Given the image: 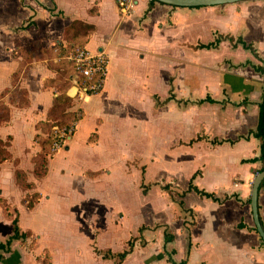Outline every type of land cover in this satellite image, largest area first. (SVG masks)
<instances>
[{
	"label": "crops",
	"instance_id": "crops-1",
	"mask_svg": "<svg viewBox=\"0 0 264 264\" xmlns=\"http://www.w3.org/2000/svg\"><path fill=\"white\" fill-rule=\"evenodd\" d=\"M117 1L0 0V95L12 88L25 91L28 100L26 107H18L10 92L0 96L10 115L9 122L0 123V141L8 143L12 160H17L16 165L0 164V216L10 218L0 220V244L12 236L14 219L20 233L28 235L26 241L12 243V252L0 264H114L94 249L118 254L131 238L140 237L122 264H264V245L250 208L252 183L261 168L254 133L264 91V76L258 72L264 68V0L200 9L134 0L128 11ZM74 23L93 29L85 48L107 58V75L100 93L74 100L70 112L80 110L83 118L37 179L32 162L41 152L37 125L47 120L55 98L45 86L55 73L47 52L56 44L66 45ZM221 37L225 40L214 49H193L216 45ZM74 92L68 95L73 98ZM120 147L124 155L115 161L121 181L114 186L110 164ZM130 162L143 166L140 185L145 180L151 181L148 185L170 184L179 192L193 179L194 187L218 202L194 192L175 197L192 212V221L157 186L148 198L142 193L147 200L140 207L132 182L137 177L124 172ZM17 170L30 189L17 185ZM74 171L80 188L88 192L79 189L86 205L78 220L70 217L58 226L53 216L66 206H56L55 189L42 193L39 187L54 175L55 183L74 190L69 180ZM158 175L161 181L153 182ZM10 191L19 209L11 207ZM34 194L38 200L29 209L27 200ZM95 197L100 201L91 212L101 213V225L84 219L87 203ZM112 198L123 204L109 207V220L123 213L134 222L154 218L155 224L142 225L138 237L123 239L106 222L104 208ZM258 212L264 229L263 192ZM142 227L147 230L140 235ZM165 232L173 242L164 243Z\"/></svg>",
	"mask_w": 264,
	"mask_h": 264
},
{
	"label": "trees",
	"instance_id": "trees-1",
	"mask_svg": "<svg viewBox=\"0 0 264 264\" xmlns=\"http://www.w3.org/2000/svg\"><path fill=\"white\" fill-rule=\"evenodd\" d=\"M151 3H156L152 0H150ZM174 8V7H173ZM200 9V8H196ZM81 27L85 33L82 37L74 38V39H67L66 45H63L62 43L56 44L53 49L47 52V57L49 59V64L51 63V66L49 65V68L53 70V67L55 68L54 71L57 77H54L53 79L47 80L45 83V86L52 88L54 90V102L53 105L48 113L47 120L45 122L39 123L37 125L38 130L41 129L42 134H44V137H41L40 135H37L35 137L36 143L40 146L41 152L32 159V162L34 164V176L37 179L43 178V176L46 173V165L48 158L53 156L56 152V150L59 148L60 144V135L61 133H54L53 128L56 127L61 132L64 131V134L67 137H70L76 127V124L83 118V112L78 110L76 112H70V110L73 108V98H71L68 94L72 89H75L77 85L74 84V80L77 77V73L75 70L74 64L69 61V55L74 54L77 50H81L85 48V45L88 41L89 36L93 32V29L89 26H86L84 24L80 23H74L71 27V29L74 27ZM221 40H225L224 37H221L216 41V45H199L195 48H193L195 51H202V50H210L217 47L219 42ZM51 60V62H50ZM258 72L264 76V68L258 69ZM96 79L93 81L95 83ZM88 85L89 83L85 80L79 81L78 86L84 87L85 85ZM93 84V83H92ZM104 84H102L103 87ZM102 90V89H101ZM100 90V91H101ZM100 91L98 93H100ZM20 95L23 97L21 102H17L18 107H26L28 105V100L26 98V92L23 90H20ZM97 93V94H98ZM87 96H92L91 93H88ZM54 133V134H53ZM54 135V136H53ZM254 137L259 141L260 144V157L258 161L261 164L260 170L257 172L260 173L264 171V91L261 98V102L259 104V114H258V123L257 128L254 133ZM193 142L190 143V146ZM8 143H4L0 141V164L11 161L14 165L17 164V160H12V157L10 153L7 150ZM40 159L42 164H37L36 160ZM16 182L17 185L21 189H30L31 185L26 182V177L23 172L20 170H17L15 172ZM143 181V180H142ZM193 179L190 180V184L188 186V189L186 191L180 190L179 192H174L171 190V185H161V183H152L150 185L144 186L142 184L143 193H147L151 188L153 187H160L161 191L164 193L169 194L172 202L177 204L179 208L189 213V216L191 217L192 221L194 219V216L192 215L191 211H186L184 209V204L181 201H176L175 197H178L180 199L184 198V196L190 192H194L197 194L200 198L210 199L213 202H218L212 195L207 194L203 191L198 190L196 187L192 185ZM260 192H263L264 194V181L262 182L260 188H259V194ZM38 200V195L34 194L31 196V198H28L27 206L29 209H32L34 206V203ZM13 225V233L12 236L4 243L0 244V262L4 260V255L10 254L12 252L11 246L13 242L21 241L24 242L28 238L27 234L20 233V230L18 228L17 220L14 219L12 221ZM194 224L192 223V226ZM159 228V226H156L155 229ZM147 230V228L142 227L139 231L140 235L143 231ZM138 240H142L140 238H131L127 244L126 249L123 252H120L118 254H111V253H101L94 249V253L97 256H101L104 260L113 261L114 264H122L124 260L130 256L135 248V242ZM174 241V237L167 232L164 233V243L168 244ZM143 242V241H142ZM141 246H145V243H141ZM172 254H175L174 252ZM172 263V261H170ZM182 264H186L185 262Z\"/></svg>",
	"mask_w": 264,
	"mask_h": 264
},
{
	"label": "rangeland",
	"instance_id": "rangeland-1",
	"mask_svg": "<svg viewBox=\"0 0 264 264\" xmlns=\"http://www.w3.org/2000/svg\"><path fill=\"white\" fill-rule=\"evenodd\" d=\"M84 33H85V31L81 27H79V26L74 27V29L72 28L68 32V39H74V38L82 37L84 35ZM48 62H49V59H48ZM50 62H51V60H50ZM48 65L51 66V63L48 64ZM54 69L55 68L53 67V71H54ZM57 76H58V74L56 75V73H54V77H57ZM9 90H11V91H9ZM9 90H6V91L2 92V94H1L2 97L4 95H6L7 93L10 92V98L9 99H12V102H16V101H20L21 102L22 100H25V99H23L24 96L21 97L19 90H14L12 88H10ZM2 97H0V100H1ZM75 99L76 100H79V98H74L73 97V99H72L73 100V103H74V100ZM13 104L15 106H17V102L16 103H13ZM9 118H10V115H9V108H8V106H6L4 104V101H2V102L0 101V123L5 124V123L9 122ZM55 128L56 127L53 128V132L54 133H55ZM38 131H39V135L41 137H44L43 136L44 134H42L41 129L38 130ZM133 138L139 140L140 138L143 139L145 137H143V136L140 137L139 135H137V136L135 135ZM60 139H61V141H60V144L58 145L59 148H61V147L64 146L67 138L66 137H60ZM92 140H94V138H92ZM122 148L125 149L124 146H122ZM122 148L120 147V149H119L120 153H116V155L113 157L114 158L113 161H111V164H110L112 167H114V176L112 175V177H111L114 186H118L119 185V182L121 181L120 180V177H119V173L121 171L120 170V165H117V162L118 161H115V159H116L117 156H123L124 155V152H122L123 151ZM135 148H136V145L133 146L132 153H133L134 150H136ZM137 151H140V150H137ZM137 151H135V153H137ZM113 153H115V152H112L111 155H113ZM137 154H139V153H137ZM101 161H103V160H101ZM101 161H100V163H102ZM36 163L39 164V165L42 164V162H41L40 159H37L36 160ZM135 165H137V166H135ZM141 167H143V166H140V164L138 162H136V163L130 162V163L127 164L126 168L124 169V172L127 175H135L137 177V179L134 178L132 182L133 183L134 182L136 183V187H135L136 199H137V203H138V205L140 207H142V205L145 204V202H146V200L148 198L147 196L150 194V192H148L146 195L143 194L144 197H147L145 199L142 198V196H141L142 193H143V189H142V185H140V181H138V180H140L139 177H140V168ZM135 169L137 170L136 173L134 172V171H136ZM75 172L76 171L72 172L71 173L72 176H69V180H71L72 184L75 185V187H76L74 190H72L70 188L67 189L66 188V185L64 184V182L55 183L54 180L56 179V177H54V175H52L47 180L46 183L43 182L40 185V187H39V190H40V192L42 191V193H46V192H48V190L55 189L56 194H57V195L55 194L56 195V201H57L56 206H60V205L66 206L64 208V210H61V208L59 210H57V212L60 213L59 215L53 216V217H56L55 222H56V224L58 226H63L64 224H66L67 223V220H69L70 217L74 221L78 220V217L80 216V210H81L82 206L84 207V205H86L85 202L80 201L81 200V196L80 197L78 196V195H80L79 189L83 193H88V192L86 191V188L84 186H81V188H80V183H79L80 181L77 178V175H76L77 172L76 173ZM145 173H146V168H145ZM53 174H55V173H53ZM152 181L153 182H160L161 181L160 176L159 175L158 176H155L154 179H152ZM150 182L151 181L145 180L144 186L148 185V183H150ZM6 183H8V182H6ZM111 186L108 185V187H111ZM8 188H6V190H8ZM11 192L12 191H10L9 194ZM48 193L53 194V192H48ZM10 195L11 196H10V199L9 200H10V202L12 204L11 207L12 208H15V209H17V208L19 209L20 208L19 207L20 205L18 204L16 194H10ZM85 199L86 200H89L88 197L85 198ZM98 200L99 199L97 197H95V198H92L90 200L91 202L87 203L88 206H89L88 207L89 209H88V211H86V214L84 216V219L85 220L86 219L87 220H90V219L93 218L96 223H98V224L101 225V219H102L101 218V213H99L98 215L94 213L95 214L94 215L91 212L92 210L95 211V205H93V204H95ZM117 203L123 204V201H121V200H119L117 198L116 199H113V198L112 199H108V202L105 205V206H108V207L104 208V212H105V215H106L105 218L107 220L106 221L107 224L108 225H111V226H114L117 230L121 231L120 234H121V236H122L123 239H125L126 236H128V237L129 236L130 237L131 236L138 237V229L142 225H151V226H153L155 224L154 223V220H155L154 218L152 220L149 219V222H141V221H135L134 222L133 220H130L128 218V216H124L123 213H119V214L115 215V216H117V217H115V219L109 220V218L107 217L108 216L107 215L108 212H110V210H111V208H109V207H112L114 204H117ZM17 212H19V211H17ZM61 212H63L62 215H61ZM65 213H71V215H66ZM138 213H141V211L138 210L137 214ZM138 216H139V214H138ZM47 219H49V218H47ZM0 220L1 221H9L10 218L6 214H3V215L0 216ZM41 222H45L44 219H42ZM47 222H49V221H47ZM2 230H5L3 224H2Z\"/></svg>",
	"mask_w": 264,
	"mask_h": 264
},
{
	"label": "built area",
	"instance_id": "built-area-1",
	"mask_svg": "<svg viewBox=\"0 0 264 264\" xmlns=\"http://www.w3.org/2000/svg\"><path fill=\"white\" fill-rule=\"evenodd\" d=\"M134 0H118L117 4L120 9L128 11L131 9ZM69 61H71L77 73V77L74 80V84L77 85L73 94L74 98L81 99L83 96H87L88 93L96 95L103 87L106 75L108 60L102 54L92 55L86 48L77 50L74 54L69 55ZM96 79L95 83L93 82ZM85 80L89 84L84 87H79V81ZM93 83V84H92ZM55 133H61L60 137H66L64 131H60L55 128Z\"/></svg>",
	"mask_w": 264,
	"mask_h": 264
},
{
	"label": "water",
	"instance_id": "water-1",
	"mask_svg": "<svg viewBox=\"0 0 264 264\" xmlns=\"http://www.w3.org/2000/svg\"><path fill=\"white\" fill-rule=\"evenodd\" d=\"M158 4L183 9H195V8H210L219 7L225 5H232L246 1H257V0H152ZM264 181V171L258 173L252 183L250 192V208L252 220L256 233L264 245V229L260 223L259 212H258V197L259 188Z\"/></svg>",
	"mask_w": 264,
	"mask_h": 264
}]
</instances>
